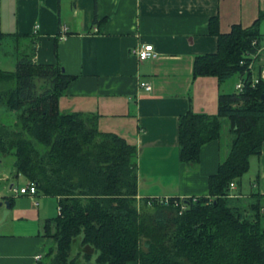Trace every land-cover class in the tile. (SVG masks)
I'll use <instances>...</instances> for the list:
<instances>
[{"label": "trees", "instance_id": "1", "mask_svg": "<svg viewBox=\"0 0 264 264\" xmlns=\"http://www.w3.org/2000/svg\"><path fill=\"white\" fill-rule=\"evenodd\" d=\"M210 31L216 32L214 18ZM216 34V51L197 55L194 73L219 81L245 74V84L219 93L216 113L189 108L179 117V157L189 165L198 163L203 143L230 137L205 195L146 196L139 203L136 145L99 130L95 114L59 109L58 98L75 76L58 62L35 61L34 37L17 51L15 69L0 67V105L17 111L20 122L0 126V153L12 151L15 173L34 180L38 193L56 196L60 206L44 224L53 245L36 264L44 258L47 264H264L263 194L229 195L230 182H240L264 141V79L250 82L263 67L255 68L264 53L255 54L262 35L256 24ZM40 78L50 82L42 91ZM148 206L174 214L156 215Z\"/></svg>", "mask_w": 264, "mask_h": 264}, {"label": "crops", "instance_id": "2", "mask_svg": "<svg viewBox=\"0 0 264 264\" xmlns=\"http://www.w3.org/2000/svg\"><path fill=\"white\" fill-rule=\"evenodd\" d=\"M211 18L216 32L210 31ZM234 24H256L264 36V0H0V67L15 69L17 51L34 37L35 61L58 62L75 76L58 98L59 109L95 114L99 130L136 145L137 197L205 195L230 137L203 143L192 166L179 157L178 122L189 108L216 113L219 93L230 92L227 79L196 75L193 66L197 55L216 51V33ZM143 43H152L156 54L139 59L135 49ZM262 65L264 53L255 59V68ZM253 157L257 174L250 191L241 190L240 179L232 192H260L264 205V141L250 165ZM6 179L1 172L0 182ZM45 196L54 200L57 214L56 196L39 193L35 202L0 188V199L11 201L0 221V264H36L37 254L45 253L44 224L54 217L42 203Z\"/></svg>", "mask_w": 264, "mask_h": 264}, {"label": "rangeland", "instance_id": "3", "mask_svg": "<svg viewBox=\"0 0 264 264\" xmlns=\"http://www.w3.org/2000/svg\"><path fill=\"white\" fill-rule=\"evenodd\" d=\"M239 74L235 73L233 76H231L229 79H227L226 84H227V90L232 92V91H236V84L239 80ZM36 85H37V89L38 91H42L46 88H48L50 86V82L48 80L45 79H37L36 80ZM4 86V85H3ZM2 86V87H3ZM6 126V127H10V128H17L20 125V122L18 121V112L11 110L10 108H8L5 105H0V126ZM0 173L1 172H6L8 179H6L5 182H0V188H2L3 191H6L7 193H10L12 191V189L10 188V183L13 181L16 184H19V186H24L27 183V180L24 181V176L20 175V178H15L14 175V155L12 154V151H1L0 153ZM255 157H253V162L251 163V165L249 164L248 169L243 173L242 175V184H241V190L243 192H248L250 191L251 185H252V181H255L256 179V164L254 162ZM23 181L22 184L19 183ZM19 186H15V187H19ZM233 189V188H232ZM231 189V191H232ZM138 202L141 203V199L139 197H137ZM49 200L48 196H45L42 198V203L45 204L47 203V208L50 209V212L52 214H50L51 216H55L56 215V204L54 202V200L52 201H47ZM50 204V205H49ZM145 208V207H142ZM60 210V206H57V211ZM149 212H152L156 215L161 214V216L170 217L172 214H174V211L168 209V208H163V209H159V208H151V207H147L146 209ZM264 210V209H263ZM264 212V211H263ZM0 216H2V213L0 214ZM51 229L53 230L54 227H51ZM49 237V248L53 245V237L48 236ZM48 246H46L45 251L48 249ZM75 246L79 247L78 241H75ZM49 260V258H44L43 264H47L46 262Z\"/></svg>", "mask_w": 264, "mask_h": 264}, {"label": "built area", "instance_id": "4", "mask_svg": "<svg viewBox=\"0 0 264 264\" xmlns=\"http://www.w3.org/2000/svg\"><path fill=\"white\" fill-rule=\"evenodd\" d=\"M37 27V26H35ZM253 43H257V39H253L252 41ZM264 51V36H262L261 40H260V43H259V46L257 48V52H255V54L257 53H260V52H263ZM135 53L137 54V57L139 59H146V58H149V57H152L156 54L155 52V49H154V46L152 43H143L141 44L140 46H138L136 49H135ZM248 68L250 69H253V63L250 62L249 65H248ZM244 76L245 74H243L242 77H240V79L238 80L237 84H236V88L237 90H241L245 84V80H244ZM259 78H262L264 79V65L260 71V75L257 76V75H254L252 77V80L250 81L251 84H254L256 82H258ZM140 85L142 87H144L145 89H151V84L146 81V80H141L140 81ZM229 187H230V193L229 195H234L235 193L231 191L232 188L235 187V182L234 181H231L230 184H229ZM13 191H16L18 193H24V194H28L31 198H33V201L37 202L38 198L37 196L39 195L38 193V190H37V184L35 183L34 180H27V183L26 185L24 186H19V187H14V186H11L10 187ZM158 199H167L168 197H157ZM42 255L41 254H37V258L41 257Z\"/></svg>", "mask_w": 264, "mask_h": 264}, {"label": "water", "instance_id": "5", "mask_svg": "<svg viewBox=\"0 0 264 264\" xmlns=\"http://www.w3.org/2000/svg\"><path fill=\"white\" fill-rule=\"evenodd\" d=\"M62 69H64V68L62 67ZM261 98H264V88H263V90L261 92ZM0 206H4L3 215H2V217L0 219V221H2L6 217L8 211L10 209V206H11L10 199L9 198L0 199Z\"/></svg>", "mask_w": 264, "mask_h": 264}]
</instances>
